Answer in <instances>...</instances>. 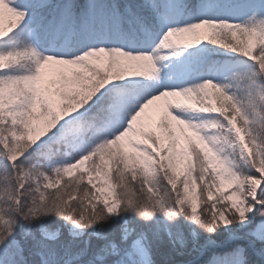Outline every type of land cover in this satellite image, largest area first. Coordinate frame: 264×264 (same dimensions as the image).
Wrapping results in <instances>:
<instances>
[{"label":"snow or ice","instance_id":"1","mask_svg":"<svg viewBox=\"0 0 264 264\" xmlns=\"http://www.w3.org/2000/svg\"><path fill=\"white\" fill-rule=\"evenodd\" d=\"M0 264H264V0H0Z\"/></svg>","mask_w":264,"mask_h":264},{"label":"rangeland","instance_id":"2","mask_svg":"<svg viewBox=\"0 0 264 264\" xmlns=\"http://www.w3.org/2000/svg\"><path fill=\"white\" fill-rule=\"evenodd\" d=\"M159 103V102H158Z\"/></svg>","mask_w":264,"mask_h":264}]
</instances>
